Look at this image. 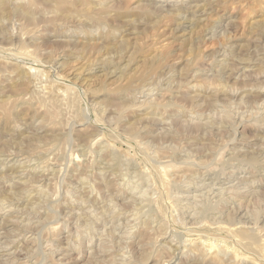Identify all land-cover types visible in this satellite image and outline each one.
Wrapping results in <instances>:
<instances>
[{"label": "rangeland", "instance_id": "1", "mask_svg": "<svg viewBox=\"0 0 264 264\" xmlns=\"http://www.w3.org/2000/svg\"><path fill=\"white\" fill-rule=\"evenodd\" d=\"M261 24L264 0H0V264H264Z\"/></svg>", "mask_w": 264, "mask_h": 264}, {"label": "bare ground", "instance_id": "2", "mask_svg": "<svg viewBox=\"0 0 264 264\" xmlns=\"http://www.w3.org/2000/svg\"><path fill=\"white\" fill-rule=\"evenodd\" d=\"M260 28L264 31V24H261L260 25ZM258 31H259V29H258ZM260 32V31H259ZM262 34V33H261ZM112 62V61H111ZM20 66V65H19ZM105 68V67H104ZM218 70H220V69H218ZM19 71V70H18ZM24 71V70H23ZM19 74H21L22 75V73L23 72H18ZM78 73V72H77ZM103 73V72H102ZM121 73V72H120ZM222 73V72H221ZM24 74H26V73H24ZM217 75V74H216ZM105 76V75H104ZM21 77V76H20ZM193 77V76H192ZM217 80H218V78H217ZM104 87V86H103ZM123 89V88H122ZM118 90H119V88H118ZM124 92V91H123ZM215 94V93H214ZM213 98V97H212ZM122 102V101H121ZM123 104V103H122ZM121 107V106H120ZM125 107V106H124ZM123 107V108H124ZM207 120V119H206ZM195 127V126H194ZM132 128V127H131ZM138 148V147H137ZM238 151V150H237ZM258 152V151H257ZM114 158V157H113ZM253 158V156L251 157V159ZM247 159V161H248V159L249 158H246ZM255 160V159H254ZM114 161V160H113ZM257 161V160H256ZM259 162V161H258ZM261 162V161H260ZM148 163V162H147ZM149 164V163H148ZM16 167V166H15ZM136 168V167H135ZM117 170V169H116ZM136 171V170H135ZM5 174V173H4ZM21 174V173H20ZM31 180V179H30ZM107 182V181H106ZM147 183V182H146ZM154 193V192H153ZM172 193V192H171ZM231 193V192H230ZM228 198V197H227ZM244 198V197H243ZM215 205V204H214ZM200 206V205H199ZM198 206V207H199ZM234 206V205H233ZM239 207V206H238ZM202 208V207H201ZM204 209V208H203ZM196 212V211H195ZM236 214V213H235ZM237 215V214H236ZM182 216V215H181ZM197 218V217H196ZM229 218V217H228ZM200 220V219H199ZM231 220V219H230ZM87 223H88V221H87ZM217 229V228H216ZM227 231V230H226ZM230 233V232H229ZM243 237H245V236H243ZM246 242V241H245ZM215 245V244H214ZM219 245V244H218ZM241 245V244H240ZM7 247V246H6ZM219 247V246H218ZM249 247V246H248ZM214 249V248H213ZM247 250V249H246ZM210 251V250H209ZM6 262V261H5Z\"/></svg>", "mask_w": 264, "mask_h": 264}]
</instances>
